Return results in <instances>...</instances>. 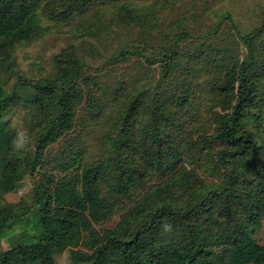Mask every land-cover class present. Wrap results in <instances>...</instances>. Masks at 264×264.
<instances>
[{
  "label": "trees",
  "instance_id": "obj_1",
  "mask_svg": "<svg viewBox=\"0 0 264 264\" xmlns=\"http://www.w3.org/2000/svg\"><path fill=\"white\" fill-rule=\"evenodd\" d=\"M118 1V13L100 11L130 37L103 65L83 44L93 62L65 49L53 73L13 90L0 83V199L50 167L31 203L0 205L1 233L35 228L0 264H55L56 248L76 264H264V0L249 26L234 18L239 0H0V71L17 42L36 36L43 5L84 18ZM18 105L34 127L23 153L7 117ZM189 127L199 140L183 138Z\"/></svg>",
  "mask_w": 264,
  "mask_h": 264
},
{
  "label": "rangeland",
  "instance_id": "obj_2",
  "mask_svg": "<svg viewBox=\"0 0 264 264\" xmlns=\"http://www.w3.org/2000/svg\"><path fill=\"white\" fill-rule=\"evenodd\" d=\"M126 1V0H125ZM182 1V0H181ZM234 1V0H233ZM59 1H57L58 3ZM237 0H235V3ZM122 1L108 3V4H96L90 6L88 10H86L85 17L83 15H76L73 17H68L62 14V6L57 5L56 13H51L50 9L43 5L39 8V22H34L32 27L39 28L36 36H33L30 40H23L16 43V45L11 49L12 55L10 60L5 65V69L0 71V83L5 85V87L9 90H13L18 82L21 79L25 78H40L51 74L54 72V59L57 55H59L65 49H73L77 55L81 58H87L93 62V60L89 57V54L86 52L84 45L88 46L90 43L93 45L92 51L97 55V61H95V66L99 67L104 64L106 60V56L113 54L119 48L122 49L124 45L123 40L129 39L128 30L124 28H117L114 26V23L111 24V20L108 16L105 17L102 15V11H100V7L103 10H108V12L113 14L118 13L121 8ZM234 4V2H233ZM177 6V5H176ZM176 6L173 7L172 10L164 11L162 17L167 18L170 14V11L174 13L176 11ZM249 7H254L251 10ZM122 9V8H121ZM232 9L237 16L234 15V18L237 22H242L247 24L248 26L252 24V19L254 22H257L258 19V0H239L237 4L232 6ZM101 15V16H100ZM104 20L103 23H108L106 26L102 27L103 33L97 34L95 32V28L99 24V18ZM85 18L90 19L89 21L82 22ZM240 20V21H239ZM80 23L85 24V26H81ZM241 23V22H240ZM218 24V21H216ZM118 30L116 35H110L111 39H108L109 34H114L113 31ZM226 30V28L224 29ZM92 31V33H91ZM131 36L133 37V33L131 32ZM99 51L102 53L101 61L99 60ZM163 54H161L162 56ZM140 57L136 55L133 58ZM161 58V57H159ZM158 58V59H159ZM130 64V63H127ZM125 64V65H127ZM159 64V63H157ZM157 64H152L150 69L148 70L149 74H153V72L159 71V67ZM136 68L135 73L138 72ZM90 72H94L90 70ZM130 74L131 72L128 71ZM131 75H135L131 73ZM197 106V105H196ZM7 117L12 119L13 127L20 130H27L30 134L33 133L34 127H32L33 123L30 121L31 119L28 116V109H26L23 105H18L17 108L13 107L12 111L7 115ZM264 127V117L261 120ZM81 129V128H80ZM197 129L195 127V132L191 130L189 127L187 130L183 131V138L188 139L189 136L193 133V140H199V134H197ZM79 130H76L78 133ZM88 131L84 130L83 135H87ZM34 136V135H32ZM88 137V138H87ZM85 138L88 143L90 142L91 148H93L98 141L96 136L92 133H88ZM56 146L52 147V150ZM184 155L185 152H190L188 149H183ZM97 152L94 150H90L87 152L89 157L93 156L98 157L96 155ZM91 155V156H90ZM188 160L181 162V164H187ZM50 172V167L47 165H40L37 170L27 175L23 180L19 181L17 184V188L14 192L8 193L4 195L3 198L0 199V205L5 202L11 203H31L34 197V193L32 187L34 186L35 181H40L43 178L44 172ZM63 173V172H62ZM169 175L165 176L167 178ZM157 175L153 176L156 183ZM151 185L148 184L147 187ZM118 218L117 214L114 220ZM24 222H17L12 227L5 226L3 227V232H0V258L2 256L3 251L7 248L11 247V245L17 242L20 238L22 232H24L23 228L27 227V231H35V228L30 223L29 225L22 224ZM21 226V227H20ZM99 228V226H97ZM257 237L264 242V222L262 227L259 229L257 233ZM2 249V250H1ZM54 262L55 264H76L69 250H63L61 248H56L54 253ZM33 264H41V263H33ZM42 264H50L49 260H43ZM89 264V263H85Z\"/></svg>",
  "mask_w": 264,
  "mask_h": 264
},
{
  "label": "clouds",
  "instance_id": "obj_3",
  "mask_svg": "<svg viewBox=\"0 0 264 264\" xmlns=\"http://www.w3.org/2000/svg\"><path fill=\"white\" fill-rule=\"evenodd\" d=\"M32 144V136L27 130L17 129L14 138L11 141L12 149L17 153H23L30 150ZM164 231H171V225L166 224Z\"/></svg>",
  "mask_w": 264,
  "mask_h": 264
},
{
  "label": "crops",
  "instance_id": "obj_4",
  "mask_svg": "<svg viewBox=\"0 0 264 264\" xmlns=\"http://www.w3.org/2000/svg\"><path fill=\"white\" fill-rule=\"evenodd\" d=\"M19 239H20V238H19ZM18 241H19V240H18ZM18 241H17V242H18ZM17 242H15V243H13V244H16ZM13 244H12V245H13ZM12 245H11V246H12ZM1 250H2V249H1ZM41 264H42V262H41Z\"/></svg>",
  "mask_w": 264,
  "mask_h": 264
}]
</instances>
